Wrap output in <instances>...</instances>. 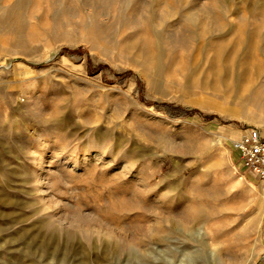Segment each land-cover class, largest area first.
Segmentation results:
<instances>
[{"label": "rangeland", "instance_id": "374dc122", "mask_svg": "<svg viewBox=\"0 0 264 264\" xmlns=\"http://www.w3.org/2000/svg\"><path fill=\"white\" fill-rule=\"evenodd\" d=\"M246 128L264 0H0V264H264Z\"/></svg>", "mask_w": 264, "mask_h": 264}, {"label": "built area", "instance_id": "2783aa9c", "mask_svg": "<svg viewBox=\"0 0 264 264\" xmlns=\"http://www.w3.org/2000/svg\"><path fill=\"white\" fill-rule=\"evenodd\" d=\"M232 149L238 154L242 169L264 184V137L259 130L246 128L232 141Z\"/></svg>", "mask_w": 264, "mask_h": 264}, {"label": "trees", "instance_id": "16d2710c", "mask_svg": "<svg viewBox=\"0 0 264 264\" xmlns=\"http://www.w3.org/2000/svg\"><path fill=\"white\" fill-rule=\"evenodd\" d=\"M175 109H176V111H179V112H177V115H181L180 112H182L183 109H181V108H175ZM177 115H175V116H177ZM172 117H173V116H172Z\"/></svg>", "mask_w": 264, "mask_h": 264}]
</instances>
